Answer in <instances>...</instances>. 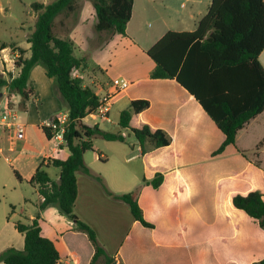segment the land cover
Returning a JSON list of instances; mask_svg holds the SVG:
<instances>
[{
	"label": "trees",
	"instance_id": "16d2710c",
	"mask_svg": "<svg viewBox=\"0 0 264 264\" xmlns=\"http://www.w3.org/2000/svg\"><path fill=\"white\" fill-rule=\"evenodd\" d=\"M88 1L94 10L95 34L105 38L102 40L114 35H126L134 0ZM29 7L35 16L34 25L26 38L29 56L25 57L26 51L17 48L15 43L0 44V50L9 47L18 51L14 62L17 73L15 76L11 72H4L5 76L0 74V93L5 88L8 97L18 96L20 110L25 113L28 102L35 95L29 73L34 66H42L46 76L54 78L55 91L67 107V124L62 137L63 146L69 154L64 160L49 157L47 164L41 162L35 169L29 185L37 190L41 202L32 219L14 222V229L23 236V248L5 249L0 253V262L59 264L60 256L54 243L41 235L39 226L41 211L56 206L74 224L73 230L85 235L92 246L93 255L89 264L100 261L111 264L116 259L107 255L95 231L74 212L78 193L76 175L77 172L90 174L83 156L88 151H94L93 138L124 143L125 136L121 131L112 133L98 124L89 126L84 123L97 111L101 97L81 78L73 75V72L85 66L86 60L75 56L72 40L58 37L53 30L58 16L74 14L79 10V0H54L45 4L34 2ZM263 50L264 0H210L206 13L197 21L194 31H168L146 51L147 57L154 62L149 78L174 80L194 96L224 135V140L211 157L220 156L228 146H235L238 132L264 110V70L258 59ZM237 71H246L247 79L242 75V80L238 82ZM149 107L147 99L131 100L119 113L117 122L121 130L133 135L141 156L171 144L170 136L162 129L152 130L146 124L136 128L130 126L132 116ZM39 128L46 139L53 137L49 129ZM50 166L59 170L56 180L47 173ZM13 173L20 182L19 174L15 170ZM97 180L103 182L99 176ZM163 181L164 175L155 172L151 179L144 178L142 185L157 190ZM138 192L139 189L124 194L107 193L124 202L132 218L142 227L154 229V224L144 217L137 199ZM231 205L264 231V195L260 191L235 194L231 198ZM251 264H264V257Z\"/></svg>",
	"mask_w": 264,
	"mask_h": 264
},
{
	"label": "rangeland",
	"instance_id": "374dc122",
	"mask_svg": "<svg viewBox=\"0 0 264 264\" xmlns=\"http://www.w3.org/2000/svg\"><path fill=\"white\" fill-rule=\"evenodd\" d=\"M42 1L0 0V44L15 43L20 49L28 47L26 36L35 21L29 4ZM52 1L47 0V2ZM198 1L195 4V11L204 14L210 0ZM89 5L92 7L90 2ZM155 7V12L152 11L141 16V27L145 33L154 32V30L159 33L174 28L176 21L174 18L180 17L194 8L192 0H156ZM83 14L84 23L92 21L93 17L87 9L83 11ZM73 22H75V18H73ZM91 29L93 32V27ZM55 34H61V31L56 30ZM95 43L93 40L91 48L97 46ZM108 49L110 55L107 58H112V67L107 68L106 79L110 80L112 77L119 75L126 79L130 76V73L139 70V60L136 57V52H139L138 49L131 48L124 42L119 45L113 44ZM75 54L79 56L76 51ZM28 55L29 52L26 56ZM93 60V57L88 58V69L85 70L84 79L87 83L90 80L89 78L98 80L102 78L98 71H94L95 64ZM15 61L16 58L10 63L13 64ZM9 67V71L2 68L0 57V70L2 68L0 74L5 76L4 72H11L15 76L14 65ZM111 90L114 91L112 85ZM125 91H121L119 102L113 105L110 117L108 116L109 121H102V118L95 120L87 118L84 122L89 126L99 124L103 130L112 133L121 131L125 136L126 141L123 144L108 142L98 137L93 138L94 151H88L84 156V162L89 164L94 172H102L105 175V185L108 189L123 194L136 192L139 186L142 185V180L144 178L151 179L155 172L165 174L167 179L172 180V177H174H170V173L165 170L164 166L154 159L153 161H143L133 135L117 126L120 111L129 104L125 97ZM2 92L5 93L12 112L19 115L16 122L22 125L26 147L20 151V145L11 141L14 136L13 133L3 128L0 129V233L8 222L13 223L19 220L27 222L28 218L35 212L33 204L35 206L37 196L34 187L24 181H17L12 167L15 166V170L20 168L18 170H21L22 174L25 175L33 156L37 153L48 152L52 147V144L45 139L39 127L25 122L27 114L20 110V98L15 95L8 97L5 88L2 89ZM147 92L148 86L145 83L134 85L127 90V93L132 96ZM0 100L3 101L4 99ZM45 100V112L57 107V104L48 97ZM29 102L32 104V109L35 110L34 101L31 99ZM62 104L63 107L60 102L58 105L65 112L67 110L66 105L64 102ZM2 111V106H0V112ZM140 120V118H134L131 126L138 127L141 124ZM255 147H257L256 151ZM261 147H264V114L243 130L235 146L230 147L223 155L211 157L210 155L200 154L191 157L192 161L189 163H185V159L182 158L180 160V164H183L179 176L180 180L175 179L172 185L169 184L170 180H168L169 182L167 181L163 185L162 192L155 194L157 195L155 197H153V193L143 195L142 202L145 211L148 214H151L152 210L159 211L149 219L156 226L155 238L162 247L159 252L155 251L154 253L157 264H180L181 261L183 264H251L263 258L264 251L252 249L254 246L245 250L244 245L240 244V238H237L233 242L234 244L224 241V236H231L230 229H218L214 227L215 222L213 223L218 212H224L227 215L228 213H236L233 214L234 217L242 218V224L250 227V230L254 232L262 231L257 226L246 222L245 218L247 216L243 212L239 213L240 211L235 210L230 201L235 194H246L251 190H258L264 195V154L259 153ZM9 148H12V151ZM237 149L245 151L246 158H243L237 152ZM99 153L104 154L108 162L104 161L105 164H102V161L98 162V160L94 162L95 155ZM64 156L62 155V157ZM127 158L130 159L126 161ZM9 159H13V163L8 161ZM258 161L260 163L262 161V166ZM256 164L261 167L257 168ZM54 171V168H50L48 172L52 176ZM178 181H180L182 192L176 196L175 184ZM171 223L174 225L173 235L175 232L178 235L177 245L169 242L170 231L168 225ZM180 233H183L182 250L179 243ZM244 233V230L239 232L240 235ZM262 233L264 232L262 231ZM5 237H7V234H5ZM3 241L4 237L1 236L0 247L3 245ZM5 249L0 248V253Z\"/></svg>",
	"mask_w": 264,
	"mask_h": 264
},
{
	"label": "crops",
	"instance_id": "0c3cea01",
	"mask_svg": "<svg viewBox=\"0 0 264 264\" xmlns=\"http://www.w3.org/2000/svg\"><path fill=\"white\" fill-rule=\"evenodd\" d=\"M197 1L198 0H192V6L194 8ZM40 3L45 4L48 2L47 0H43ZM155 3L156 0L133 1L131 19L127 23L125 31L126 35L124 37L114 35L110 38H107V40H102L105 38H103L101 35H97L92 32L91 28L95 23V16L93 7H90L88 0H79L80 8L77 12H75V14H61L60 16H58L54 22L53 28L54 32L56 30L61 31V34H56L58 37H67L73 41L74 54L75 51L79 53V56L75 54L77 58H84L86 60L85 66L81 70L73 72V75L75 77L81 78L83 80V83L89 86L99 97H102L107 94H113L114 91L111 90V80L124 79L122 75L114 76L110 80L106 79L105 75L108 71L107 68L112 67V58H107V56L110 55V51L108 48L113 44L119 45L124 42L131 48H136L139 50V52H136V57L139 60V70L133 71L132 73H130V76L128 78L124 79L130 83L129 87L125 91V97L127 98L128 103L134 99H147L150 102V107L139 114L133 115L130 121V126L134 118H140L141 124L138 125V127H141L142 125L146 124L152 130L159 128L165 131L170 136L171 144L169 146L157 149L144 156H141L140 154V157H142L143 161L145 162H147L146 160L153 161L154 159L157 163H160L164 166L165 170L170 173V177L174 176L171 180L167 179V176L163 174L164 181L157 190H154L149 186H139L137 199L143 211L144 217L148 221H150L149 219L152 217V215L158 213L159 211L157 212L152 210L151 214H148L145 211L142 202L144 196L146 194L148 195L153 193V197H155L157 196L155 194L162 192L164 188L163 185H165L168 180H170L169 184L171 185L173 184V181L175 179L180 180V171L182 170L183 166V164H180V160L182 158L185 159V163H189L192 161L191 157L193 156H197L200 154L211 156L212 153L219 147V145L224 140V135L215 126L213 121L206 114V112L199 105V103L195 100L192 94L182 88L174 80H151L149 78V73L154 67V62L149 57H147L146 51L168 31H194L197 21L206 13V11L204 14H201L198 11H195L196 8L190 9V11L182 14V16L174 18V20H176L174 28L166 29L159 33H156V30H154V32L145 33L141 27V16L149 14L152 11L155 12ZM181 6L183 7V5ZM85 9H87L93 17L91 22L86 21L84 23L83 11ZM73 18H75V22H73ZM93 40L96 42L95 45H97L96 47L94 46L95 48H91ZM27 45L28 47L23 49L26 51L25 57L29 56H26L27 52H29V44ZM16 47L19 48L17 44ZM17 56L18 51L13 50L12 48L8 47L3 50H0L2 68L9 71V66L14 65L11 64L10 61H12L14 58H17ZM89 57L94 58L93 61L95 64V68L93 69L95 72L98 71L102 75V78L99 80L95 78H89L90 80L87 83L84 79L85 70L88 69L87 62ZM4 59L7 60V62H5ZM258 59L264 70V50L259 55ZM15 72L17 73V71ZM247 74L248 73L246 71H237L236 80L240 82L242 80V75L245 79H247ZM29 81L32 83L35 92V95L32 98V100L34 101L33 105L35 106V110L32 109L31 102H28L27 112H25V114H27L25 117V122L27 124L40 127V124L46 119H50L60 114H67V110L63 112L61 107L58 105L59 102L61 106L63 104L55 91L54 78H48L45 74V69L42 66L36 65L31 69L29 73ZM143 83L147 84L148 86L147 93L135 94L134 96L127 93V90L132 88V86L140 85ZM239 91L240 90H238V92ZM120 93L121 92L112 96L111 106L107 116L110 117V112L113 105L116 102H119L121 98ZM0 94V99L6 97L4 92ZM46 97H48L51 101H54L57 104V107H53L49 111L45 112L44 102L46 101ZM3 102L4 100H0V106H2ZM263 114L264 110L261 114L257 115L255 118L251 119L247 124H245V126L238 132L235 139V143L240 133L247 127H249L250 124L256 122V120ZM16 116L17 118H19L18 114H16ZM109 117L107 119L102 118L101 120L109 121ZM6 130H9L13 133L14 136L11 141L20 145V151L26 147V142H24V139L17 140L15 139L14 131H11V129ZM46 140L52 144L50 151L44 153H37L35 156H33L29 164L27 174H22L21 170H18L20 168L15 170V166L12 167L19 174L21 178L20 182L24 181L29 184V180L33 175L35 169L41 162L47 164L49 161V157L58 158L60 160H64L67 158L69 152L63 146L62 142L55 141L54 139ZM230 147L234 146H228L221 155H223ZM256 149L257 147H255V151ZM9 150L12 151V148H9ZM138 151L140 153L139 148ZM237 152L239 154H244L245 151H239L237 149ZM259 153L264 154V147H261ZM62 155L65 156L62 157ZM13 159H9L8 161L13 163ZM129 159L130 158H127L126 161H128ZM97 160L98 162L102 161V164L108 162L107 157L102 153L95 155L94 162H97ZM258 162L260 163V161ZM248 163L250 164V162ZM86 165L90 169V174H83L82 172H77L76 175L78 189L77 198L75 200L74 205V212L76 216L81 221L88 224L95 231L97 239L105 249L107 255L109 257L115 258V261H117L118 263L157 264V261H155L156 259L154 253L155 251L159 252V249L162 247L159 241L155 238V234L157 233L155 224L154 229H147L142 227L138 222H136L132 218L128 206L124 202L112 197L107 192L109 191L114 194L123 193L113 192L112 190L108 189L105 185V175L102 172H94L93 169L89 166V164ZM260 165L262 166V161ZM50 168L54 167L50 166L47 168L48 174ZM54 169L55 171L53 175L51 176L49 174V176L52 179L56 180L58 178L59 170L57 168ZM100 175L103 177H101ZM97 176L101 177L103 182L98 181ZM175 186V195L178 196L177 194L182 192L180 181H178ZM34 190L37 196L35 206L33 204L35 212L30 218H28V220L33 218L37 211V205L41 202V197L37 193V190L35 188ZM241 212L242 211H240L239 213ZM233 214L236 213H228L227 215L224 214V212H218L214 217V227H217L218 229L229 228L231 231V236L223 237L224 241L234 244L233 242L236 241L237 238H240V244L244 245L245 250L251 249L252 246H254L252 249L255 248L261 250V252L264 251V233H262V231L254 232L250 230V227L242 224V218L234 217ZM245 220L253 226H257L248 216L247 218H245ZM39 226L41 228V235L45 238L50 239L54 243L60 256L59 264H89V261L93 255L92 246L88 242L85 235L73 230L74 224L69 221L65 216H63L56 206H50L41 211V220L39 221ZM173 226V223L168 225L170 231L169 242L175 243L177 245L178 235L176 234L177 232H175V234L173 235ZM243 230L245 231V233L243 235H240L239 232ZM5 234H7V237H5ZM17 234V231L14 229V222H8L7 224H5L4 228H2V231L0 233V237H4L3 245L0 248L5 249L8 247H14L16 249H22L24 244L23 236ZM182 234L183 233H180L179 240L181 250L183 244ZM176 245L175 247H177ZM98 264L103 263L102 261H100ZM180 264H183V262L181 261Z\"/></svg>",
	"mask_w": 264,
	"mask_h": 264
},
{
	"label": "built area",
	"instance_id": "2783aa9c",
	"mask_svg": "<svg viewBox=\"0 0 264 264\" xmlns=\"http://www.w3.org/2000/svg\"><path fill=\"white\" fill-rule=\"evenodd\" d=\"M5 62L7 60L4 59ZM14 64V63H13ZM130 83L124 79H114L112 80V86L114 88L113 94H107L101 97V104L97 108V111L94 114H91L88 118L95 120V119H107L108 112L111 106V98L114 94H117L121 91L126 90L129 87ZM4 102L2 104V112H0V127L11 129L15 132V139L23 140L24 139V132L22 125L16 122V113L12 112L7 97H3ZM67 124V114H60L56 115L50 119L44 120L40 126L45 127L50 130L53 134L51 139L55 141L63 143V132L65 129V125Z\"/></svg>",
	"mask_w": 264,
	"mask_h": 264
},
{
	"label": "water",
	"instance_id": "95a60500",
	"mask_svg": "<svg viewBox=\"0 0 264 264\" xmlns=\"http://www.w3.org/2000/svg\"><path fill=\"white\" fill-rule=\"evenodd\" d=\"M1 97V94H0ZM111 264H119L117 261H113Z\"/></svg>",
	"mask_w": 264,
	"mask_h": 264
}]
</instances>
